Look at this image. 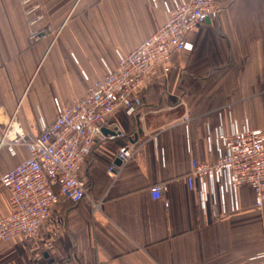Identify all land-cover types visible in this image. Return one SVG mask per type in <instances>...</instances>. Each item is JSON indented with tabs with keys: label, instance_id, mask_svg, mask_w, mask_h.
Instances as JSON below:
<instances>
[{
	"label": "crops",
	"instance_id": "0c3cea01",
	"mask_svg": "<svg viewBox=\"0 0 264 264\" xmlns=\"http://www.w3.org/2000/svg\"><path fill=\"white\" fill-rule=\"evenodd\" d=\"M186 1L0 0V121L18 112L38 136ZM212 1L219 17L191 32L170 73L159 69L146 82L136 114L117 110L103 124L105 136L121 137L86 160L89 198L61 202L35 240L0 245V264H257L264 205L251 188L233 193L220 182L213 195L207 186L203 204L201 182L191 190L187 180L193 162L219 160L221 135L246 126L264 134V0ZM40 31L46 38L33 43L30 33ZM135 143L140 150L112 181L109 166ZM28 158L25 148L3 150L0 178ZM156 185L167 189L163 200L151 197ZM9 212L0 183V219Z\"/></svg>",
	"mask_w": 264,
	"mask_h": 264
},
{
	"label": "built area",
	"instance_id": "2783aa9c",
	"mask_svg": "<svg viewBox=\"0 0 264 264\" xmlns=\"http://www.w3.org/2000/svg\"><path fill=\"white\" fill-rule=\"evenodd\" d=\"M31 5L36 0H22ZM35 5L29 11L39 10ZM220 9L212 0H188L176 7L167 23L145 40L136 50L120 57L118 69L104 80L89 85L86 95L71 106L60 108L55 122L43 126L38 136L26 131L18 112L1 120L0 154L6 150L15 155L25 148L29 158L19 166L8 170L0 183L8 192L10 212L0 219V245L15 238L35 240L41 228L54 215L61 202L78 205L89 198L81 172L86 160L96 146L114 141L121 136H105L103 124L117 110L134 116L141 107V92L147 81L153 79L159 69L170 73L173 59L190 48L188 37L193 30L217 19ZM42 20L37 17L32 25ZM45 32L30 33L33 43L46 38ZM189 117L183 119L186 125ZM223 144L219 160L212 165L193 162L188 184L194 189L201 182L202 203H205L207 186L212 194L218 183L224 189L236 192L247 186L254 193L256 205H264V134L250 126L221 135ZM137 143L123 147L109 166L108 176L115 181L140 150ZM120 162V165H117ZM166 187L151 188L153 200H163ZM94 213L100 204L93 202ZM166 206L168 204L166 203ZM264 264V250L255 258Z\"/></svg>",
	"mask_w": 264,
	"mask_h": 264
},
{
	"label": "water",
	"instance_id": "95a60500",
	"mask_svg": "<svg viewBox=\"0 0 264 264\" xmlns=\"http://www.w3.org/2000/svg\"><path fill=\"white\" fill-rule=\"evenodd\" d=\"M117 165H120V162H117Z\"/></svg>",
	"mask_w": 264,
	"mask_h": 264
}]
</instances>
